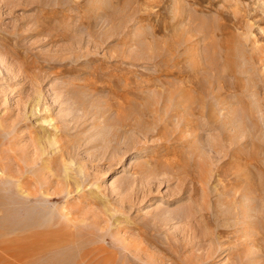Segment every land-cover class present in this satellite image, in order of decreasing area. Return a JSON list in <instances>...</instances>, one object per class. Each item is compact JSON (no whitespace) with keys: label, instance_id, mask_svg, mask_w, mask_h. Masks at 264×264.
Wrapping results in <instances>:
<instances>
[{"label":"rangeland","instance_id":"rangeland-1","mask_svg":"<svg viewBox=\"0 0 264 264\" xmlns=\"http://www.w3.org/2000/svg\"><path fill=\"white\" fill-rule=\"evenodd\" d=\"M0 264H264V0H0Z\"/></svg>","mask_w":264,"mask_h":264},{"label":"bare ground","instance_id":"bare-ground-1","mask_svg":"<svg viewBox=\"0 0 264 264\" xmlns=\"http://www.w3.org/2000/svg\"><path fill=\"white\" fill-rule=\"evenodd\" d=\"M225 61H227L226 59H225ZM228 62V61H227ZM227 62H226V66H228L229 64H227ZM224 69V68H223ZM224 88V87H223ZM106 257V256H105ZM106 259V258H105ZM110 259V258H109Z\"/></svg>","mask_w":264,"mask_h":264}]
</instances>
